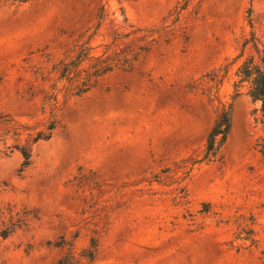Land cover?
Masks as SVG:
<instances>
[{
  "label": "rangeland",
  "instance_id": "obj_1",
  "mask_svg": "<svg viewBox=\"0 0 264 264\" xmlns=\"http://www.w3.org/2000/svg\"><path fill=\"white\" fill-rule=\"evenodd\" d=\"M253 37L264 0H0V264H264ZM81 55L116 67L76 97Z\"/></svg>",
  "mask_w": 264,
  "mask_h": 264
},
{
  "label": "trees",
  "instance_id": "obj_2",
  "mask_svg": "<svg viewBox=\"0 0 264 264\" xmlns=\"http://www.w3.org/2000/svg\"><path fill=\"white\" fill-rule=\"evenodd\" d=\"M250 42L252 43L254 54L250 55L242 62L238 73L242 82L247 81L250 83L248 95L252 101L260 103V111L264 116V45L260 44L254 37L250 40ZM248 43L249 41H245L243 47L245 48ZM78 57L80 58L75 60H61L53 66V71L57 76V81H65L67 86L76 81L78 75L81 73L84 74V77L81 79L79 84L73 88V95L76 97L85 94L89 90V83L93 78H98L116 67V64H113L115 60H110L109 57H97L94 64L82 69V63L87 59V55H81ZM121 62L122 64H125V66L129 65V59L127 58L123 59ZM64 89L67 90L68 88L65 86ZM52 90L54 91V94H52L49 98L54 101L52 108L54 111L57 108L55 92L60 91L57 90L55 84H52ZM230 116V108H222V111L218 115L215 125L213 126L207 139L208 151L213 149L215 138L217 136L221 137L219 144L224 142L230 129ZM9 122L10 120H6L5 123ZM2 123L4 122L0 118V125ZM54 125L55 122L50 121L45 129L50 131L54 128ZM11 131L15 132L14 135H16V128L11 126L7 132L9 133ZM49 137L50 133L46 134L44 131H38L34 135L32 142L35 143L39 140H48ZM14 148L19 150L23 158L22 169L28 167L31 159L30 150L26 147L19 148L18 146H14Z\"/></svg>",
  "mask_w": 264,
  "mask_h": 264
}]
</instances>
